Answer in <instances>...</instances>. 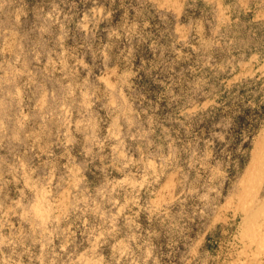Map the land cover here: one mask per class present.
Returning <instances> with one entry per match:
<instances>
[{
	"label": "rangeland",
	"instance_id": "obj_1",
	"mask_svg": "<svg viewBox=\"0 0 264 264\" xmlns=\"http://www.w3.org/2000/svg\"><path fill=\"white\" fill-rule=\"evenodd\" d=\"M263 142L264 0H0V264H264Z\"/></svg>",
	"mask_w": 264,
	"mask_h": 264
},
{
	"label": "bare ground",
	"instance_id": "obj_2",
	"mask_svg": "<svg viewBox=\"0 0 264 264\" xmlns=\"http://www.w3.org/2000/svg\"><path fill=\"white\" fill-rule=\"evenodd\" d=\"M244 3H245V2H244ZM175 4H176V3H175ZM176 7H177V6H176ZM260 134H261V133H260ZM263 144H264V142H263ZM263 144H262V145H263ZM262 150H263V149H262ZM255 151H258V150L255 149ZM263 151H264V150H263ZM258 154H259V152H258ZM261 156H262V155H261ZM253 158H254V157H253ZM263 158H264V156H263ZM254 159H255V158H254ZM258 159H259V158H258ZM260 160H261V159H260ZM263 160H264V159H263ZM252 161H253V159H252ZM254 161H255V160H254ZM256 162H257V161H256ZM262 162H263V161H262ZM260 164H261V162H260ZM263 164H264V163H263ZM253 167H254V164H253ZM255 168H256V167H255ZM258 169H259V168H258ZM169 184H171V183H169ZM172 184H173V182H172ZM172 184H171V185H172ZM172 186H173V185H172ZM174 186H175V185H174ZM164 187H165V186H164ZM167 192H168V191H167ZM241 204H242V203H241ZM226 205H227V204H226ZM250 212H251V211H250ZM254 214H255V213H254ZM254 214H251V215H254ZM256 214H257V213H256ZM212 216H213V215H212ZM257 217H258V215H257ZM249 218H250V217H249ZM243 219H244V218H243ZM219 220H220V219H219ZM245 220H246V219H245ZM252 222H253V221H252ZM208 223H209V222H208ZM256 224H257V223H256ZM241 228H242V227H241ZM256 231H257V230H256ZM256 231H255V232H256ZM249 232H250V231H249ZM244 242H245V241H244ZM258 246H259V245H258ZM219 248H220V247H219ZM258 248H259V247H258ZM263 248H264V247H263ZM251 253H252V252H251ZM255 257H256V256H255Z\"/></svg>",
	"mask_w": 264,
	"mask_h": 264
}]
</instances>
